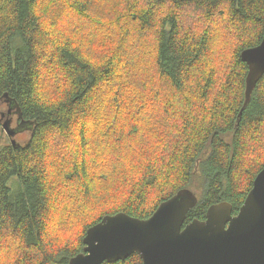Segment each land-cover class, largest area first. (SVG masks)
Wrapping results in <instances>:
<instances>
[{
    "label": "trees",
    "instance_id": "obj_1",
    "mask_svg": "<svg viewBox=\"0 0 264 264\" xmlns=\"http://www.w3.org/2000/svg\"><path fill=\"white\" fill-rule=\"evenodd\" d=\"M263 37L264 0H0V103L30 133L0 147V264H70L105 216L181 189L185 225L237 215L264 168L241 58Z\"/></svg>",
    "mask_w": 264,
    "mask_h": 264
},
{
    "label": "water",
    "instance_id": "obj_2",
    "mask_svg": "<svg viewBox=\"0 0 264 264\" xmlns=\"http://www.w3.org/2000/svg\"><path fill=\"white\" fill-rule=\"evenodd\" d=\"M241 58L249 68L248 102L264 76V37L260 45L243 51ZM2 127L11 139L18 133L10 120ZM12 144L16 145L15 139ZM197 203L192 190L181 189L148 219L127 213L105 216L87 230L84 253L70 264L116 263L135 253L143 264H264V168L237 215L230 203L220 202L208 209L206 220L185 225Z\"/></svg>",
    "mask_w": 264,
    "mask_h": 264
},
{
    "label": "rangeland",
    "instance_id": "obj_3",
    "mask_svg": "<svg viewBox=\"0 0 264 264\" xmlns=\"http://www.w3.org/2000/svg\"><path fill=\"white\" fill-rule=\"evenodd\" d=\"M191 18H193L191 16ZM1 111H6L5 109L1 108ZM9 119L11 120V127L13 129L18 130L17 136L15 140L18 144H25L28 142L30 133L27 130H23L24 125L21 123H18V116L17 114H12ZM4 122V121H3ZM19 124V125H18ZM10 140L8 138V135L3 131L2 124L0 123V147L7 146L9 144Z\"/></svg>",
    "mask_w": 264,
    "mask_h": 264
},
{
    "label": "flooded vegetation",
    "instance_id": "obj_4",
    "mask_svg": "<svg viewBox=\"0 0 264 264\" xmlns=\"http://www.w3.org/2000/svg\"><path fill=\"white\" fill-rule=\"evenodd\" d=\"M1 108L5 109L6 111H1ZM10 111V112H9ZM14 114L11 110L9 105L6 102L0 103V123L2 124L5 120H10L9 117ZM4 116V117H3ZM11 121V120H10ZM17 134L14 136L15 139ZM10 142H12V139L8 136Z\"/></svg>",
    "mask_w": 264,
    "mask_h": 264
},
{
    "label": "snow or ice",
    "instance_id": "obj_5",
    "mask_svg": "<svg viewBox=\"0 0 264 264\" xmlns=\"http://www.w3.org/2000/svg\"><path fill=\"white\" fill-rule=\"evenodd\" d=\"M113 222H116V221H113ZM100 243H101V245L104 243V241H102V240H100Z\"/></svg>",
    "mask_w": 264,
    "mask_h": 264
}]
</instances>
